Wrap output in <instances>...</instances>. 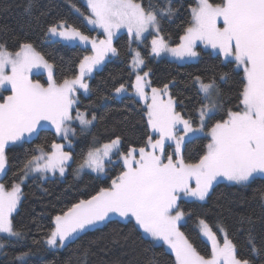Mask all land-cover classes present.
<instances>
[{"label":"snow or ice","instance_id":"snow-or-ice-1","mask_svg":"<svg viewBox=\"0 0 264 264\" xmlns=\"http://www.w3.org/2000/svg\"><path fill=\"white\" fill-rule=\"evenodd\" d=\"M84 3L90 10L86 22L102 29L105 39L85 35L64 20L47 28L51 37L78 41L91 48V55L83 56L78 75L72 79L57 83L52 77L53 65L31 43L19 44L18 50L10 51L6 42H0V89L10 86L11 90L10 95L0 97V178L6 175V148L10 144L30 139L49 125L70 144L69 134L75 135V130L68 125L79 121L84 130L93 125L97 119L95 114L89 118L87 111L76 107L77 89L89 93L86 77L90 78L110 54H118L113 37L121 28H126L136 40H142L152 29L155 36L150 44L155 56L168 53L181 60L197 57V43L202 42L216 49L226 60L231 58L229 62L234 61L244 75L238 96L242 110H229L227 119L216 121L208 133L210 140L205 154L195 163L186 162L182 154L185 138L203 132L206 119H210L218 107L216 78L210 77L205 82L200 76L194 77L198 92L207 101L198 108L199 126L194 127L190 119L176 111V101L169 94L168 84L163 88L151 87L149 95L146 91L150 86L149 73L139 74L145 60L135 51L131 59L134 83L128 86L121 83L113 89V95L128 94L131 87V94L145 102L147 124L158 138L149 135L145 147H130L123 154L119 151L120 136L100 147L90 148L77 166L78 174L85 168L104 172L106 161L111 160L114 152L123 161V170L111 180L110 186L100 188L89 199H81L57 214L44 243L61 248L97 225L110 222L113 216L134 217L153 242L162 241L174 252L175 264H255V257L264 259V238L258 245L253 229H249L247 239L253 258H240L227 230L216 225L222 234L221 243L217 231L204 219L198 220L199 231L210 242L211 254L208 258L201 255L180 231L185 213L178 205L182 196L204 201L214 183L221 179L247 185L257 176L264 177V0H221L220 3L196 0V6L190 8L191 24L175 47H170L160 34V20L178 11L172 0H163L162 7L152 4L145 7L136 0H84ZM73 8L80 13L75 5ZM34 68L47 70L46 87L30 78ZM166 141L174 142L175 159L173 154L165 152ZM36 151L38 154L24 163L19 183H13L10 190L0 183V234H7L9 239L22 237L13 225V213L22 195L20 184L33 173L47 176L58 172L63 176L73 160L72 154L64 151L63 144H51L50 152L40 146ZM241 222L253 224L249 217H241ZM4 246L0 243V249ZM29 254L22 252L16 259L26 264Z\"/></svg>","mask_w":264,"mask_h":264},{"label":"trees","instance_id":"trees-1","mask_svg":"<svg viewBox=\"0 0 264 264\" xmlns=\"http://www.w3.org/2000/svg\"><path fill=\"white\" fill-rule=\"evenodd\" d=\"M136 1L145 7L149 4L163 6V0ZM210 2L220 3L221 0ZM72 5L77 6L85 15L89 14V9L82 0H0V42H6L10 51L18 50L19 44L31 43L53 65L54 80L57 83L74 78L78 74L80 60L91 49L80 44L49 40L47 28L64 20L92 38L102 35L89 27ZM172 5L178 11L169 18L161 19L160 29L169 43L177 45L185 28L191 24L190 8L196 6V0H172ZM147 43L149 44L148 41ZM114 46L118 54L104 62L86 80L89 93L85 94L79 88L76 93V106L87 111L90 118L94 113L97 119L88 131L76 127L73 160L65 175L38 174L24 181L22 197L13 213L14 228L22 233V237L10 240L5 245L0 254V264H21L16 257L22 252L30 253L26 264H149L150 261H155V264H175V254L164 243L153 242L139 228L135 219L112 218L110 222L97 225L74 241L67 242L61 249H51L44 243L46 234L54 227V217L57 214L66 211L81 199H89L100 188L110 186L111 180L123 170L121 161H112L107 162L102 176L89 171L78 175L77 166L90 148L100 147L115 136H120L119 151L123 154L130 147H145L149 135L153 139L157 138L147 124V108L142 101L131 93L121 97L113 95L115 87L121 83L131 85L135 79L131 70L133 53L130 36L120 33L115 38ZM199 51L200 57L196 61L178 63L169 59L156 60L151 55L149 45L142 47L144 69L149 72L151 85L163 88L168 84L170 95L176 101V110L194 124H199L198 108L207 102L198 92L193 82L194 77L200 76L205 82L210 77L216 78L220 107L207 119L208 129L216 121L226 119L229 110H242L238 96L244 75L234 61L225 60L222 54L202 47H199ZM221 76L224 78L221 79ZM34 78L41 80L44 85L48 84L43 74L34 75ZM128 89L132 92L131 87ZM5 93L10 94V91ZM56 141V133L43 128L31 140L7 147V170L0 182L11 187L19 181L18 176L26 160L38 154L37 147L50 152L51 144ZM208 143L207 136H195L187 140L183 148L185 161H198L205 154ZM117 156L116 153L115 157ZM242 209L264 213V177L258 176L247 185L220 181L213 187L205 202H186L184 210L188 218L181 225L183 233L196 250L208 258L211 246L203 239L196 221L205 219L215 231L217 224L222 225L229 238L237 245V255L251 259L253 257L247 245L249 231L241 222ZM255 264H260L259 256L255 257Z\"/></svg>","mask_w":264,"mask_h":264},{"label":"rangeland","instance_id":"rangeland-1","mask_svg":"<svg viewBox=\"0 0 264 264\" xmlns=\"http://www.w3.org/2000/svg\"><path fill=\"white\" fill-rule=\"evenodd\" d=\"M83 2H84V0H82ZM136 2H138V1H136ZM138 3H140V2H138ZM85 4V3H84ZM72 8H73V5H72ZM75 8H78L77 6H75ZM74 9V8H73ZM79 9V8H78ZM80 10V9H79ZM74 11H75V9H74ZM90 11V10H89ZM76 12V11H75ZM77 13V12H76ZM80 13H82V11L80 10ZM80 13H77V14H79V15H81ZM81 16H83V18H84V20H85V22H86V19H85V17L87 16V15H85L84 13H83V15H81ZM86 24L89 26V27H91V28H93V29H96L97 30V32L99 33V34H101L102 36H99V37H95V39H97V40H101V39H105V33L103 32V30L102 29H100L98 26H95V25H90V24H88L87 22H86ZM220 26L222 27L223 26V24H222V21H221V23H220ZM120 33H127L128 34V32H127V29L126 28H121L119 31H117V33L114 35V37H113V46H114V43H115V38H116V36L117 35H119ZM160 34L162 35V32H161V29H160ZM129 35V34H128ZM130 36V35H129ZM154 36H155V32L152 30V29H149V31L147 32V33H145L144 34V38L142 39V40H136L135 39V37L134 36H130V39H131V43H132V47H131V49H132V53H133V55H134V52L135 51H139L140 53H141V56H142V58H143V54H142V47H145L146 45H149V49H150V52H151V44H150V42H151V40L154 38ZM163 36V35H162ZM164 37V36H163ZM49 40H59V41H63V42H66V43H71V44H80V45H82V46H84L83 44H81L80 42H78V41H65V40H63V39H61V38H58V37H51L50 35H49ZM166 40V39H165ZM147 41L149 42V44L147 43ZM166 42L169 44V46L170 47H175L176 45H172L171 43H169L167 40H166ZM85 47H89L90 48V46H85ZM115 47V46H114ZM199 47H202L204 50H209V51H212L213 53H219L216 49H212L210 46H205L202 42H198L197 43V47H196V51L199 53V55L197 56V57H192V58H185V59H183V60H181V59H179V58H176V57H174V56H172L171 54H168V53H162L160 56H155L154 54H152L151 53V55H152V57L153 58H155L156 60H160V59H169V60H172V61H175V62H178V63H185V62H192V61H196L199 57H200V51H199ZM91 49V48H90ZM221 54V53H220ZM87 55H91V52L89 53V54H87ZM112 57H114V56H111V54L109 55V57L108 58H106L105 59V61L104 62H106L108 59H110V58H112ZM144 59V58H143ZM225 59V58H224ZM46 60V59H45ZM226 60V59H225ZM229 60H231V58H229ZM103 62V63H104ZM49 63V62H48ZM236 64V63H235ZM102 65V64H101ZM101 65H99L94 71H93V73L91 74V76L94 74V72L101 66ZM236 67H237V65H236ZM238 69H241V68H239V67H237ZM242 70V69H241ZM143 72H148L147 70H145L144 69V66L142 67V70L140 71V73L139 74H141V75H143ZM149 73V72H148ZM39 74H43L44 75V77H45V79L47 80V82H48V72H47V70L46 69H44V68H34V69H32V72H31V74H30V78L35 82V81H39L41 84H43V82L41 81V80H38V79H36V78H34V75H39ZM78 75V74H77ZM52 77H53V79H54V67H53V71H52ZM72 79V78H71ZM148 79H149V81H150V76H148ZM86 80H88V78L86 77ZM135 80V79H134ZM44 85V84H43ZM216 85H217V83H216ZM47 85H45V87H46ZM151 87H153L152 85H151V83H150V86H149V88H147L146 89V91H148V93H149V95H151V92H150V88ZM156 88V87H155ZM5 91H10V94H11V90H10V86H5V88L4 89H1V92H0V97L1 96H4V97H6V96H8V95H10V94H6L5 93ZM129 93H132V92H130V90L128 89V94ZM169 94H170V91H169ZM123 95H126V94H123ZM123 95H119L118 97H121V96H123ZM117 96V95H116ZM137 99H139L140 101H142L143 103H144V105H145V107H146V104H145V102L143 101V100H141L139 97H136ZM0 102H2L1 100H0ZM148 103H151V101L149 100L148 101ZM216 103H217V105H218V107H217V109L212 113V114H214L215 112H217V110L219 109V104H220V94H219V90H218V87H217V93H216ZM77 107V106H76ZM147 108V107H146ZM80 111H83V110H81L80 109ZM177 111V110H176ZM178 112V111H177ZM180 113V112H179ZM211 114V115H212ZM73 115H75V109H74V111H73ZM90 118V117H89ZM187 119V118H186ZM227 119V118H226ZM206 121H207V119H206ZM206 121H205V127H204V131L203 132H198V133H196L194 136L192 135V134H189V137H186L185 138V141H184V144H185V142L187 141V140H189V139H191V138H193V137H195V136H207L208 138H209V140H210V137H209V135H208V133H209V131H210V128H208L207 129V127H206ZM192 122V121H191ZM93 124H94V122H93ZM192 124H193V126L194 127H198L199 126V124H194L193 122H192ZM71 129H74L75 130V135H72L71 133L69 134V137H68V140H70L71 141V143L69 144L65 139H63L61 136H59V135H57L56 134V136H57V141L55 142V143H58V144H63L64 145V151H66V152H70L71 154H72V149H73V144H74V140H75V136H76V127L78 126V127H80V129L81 130H83V131H88L90 128H91V126L90 127H88L86 130H84L83 128H82V126L79 124V121H73L70 125H68ZM45 128H47V129H51V130H53L54 132H55V130H54V127L53 126H51V125H49L48 127H45ZM40 131V130H39ZM154 134V133H153ZM179 134V133H178ZM36 135H34L33 137H31L30 139H25V140H23V141H18V142H16L15 144H10L9 146H13V145H19V144H21V143H23L24 141H26V140H31L32 138H34ZM158 138V137H157ZM184 144L182 145V154H183V148H184ZM8 146V147H9ZM121 146V145H120ZM168 146H169V149H168ZM174 148H175V144H174V142H172V141H166L165 142V152L166 153H168V154H173V156H174V159L176 158L175 157V154H174ZM7 149V148H6ZM120 150V149H119ZM115 154H116V152H114L113 153V155H112V157H111V160L110 161H106V165H105V170H106V168H107V162H117V161H121L122 163H123V161L121 160V159H119V157L117 156V157H115ZM71 162L72 161H70L69 162V165L71 164ZM6 170H7V165H6ZM67 170H68V167L66 168V171H65V173H64V175L66 174V172H67ZM86 171H89V172H94V171H92L91 169H87V168H85L83 171H81V172H79V174L78 175H82L84 172H86ZM94 173H96V174H99V175H104L105 174V171L104 172H101V173H97V172H94ZM39 173H33V174H29V176H28V178H30V177H32V176H35V175H38ZM55 175H58V176H61V175H59V173L57 172ZM258 177V176H257ZM27 178V179H28ZM27 179H25L24 181H26ZM0 181H1V178H0ZM24 181H23V183H24ZM220 181H224L223 179H221V180H219L218 182H220ZM20 182V180L19 181H17V182H15V183H19ZM218 182H216V183H214V185H213V187L218 183ZM0 183H2V182H0ZM23 183H21L20 184V187L22 188V184ZM193 186H194V183H193ZM5 188L7 189V190H10L11 189V187H6L5 186ZM213 189V188H212ZM212 189H211V191H212ZM211 191L209 192V194L211 193ZM209 196V195H208ZM21 197H22V195H21ZM208 199V197L204 200V201H200V202H205L206 200ZM194 200H196V201H199V200H197V199H195V198H191V197H183L182 196V198L178 201V205H179V209L180 210H182L184 213H185V216H184V218H183V220L180 222V231H182L183 232V230H182V227H181V225L187 220V218H188V214L186 213V211L184 210V204L186 203V202H188V201H194ZM241 217H249V218H251V220L253 221V224L252 225H249L247 222H242L243 223V226H244V228L247 230V231H249V229L251 228V229H253V231H254V233L256 234V236H257V239H258V241H257V244L259 245V243H260V240L262 239V238H264V213L263 212H260V211H256V210H249V209H242V211H241ZM112 218H117V219H121V220H129V219H134V217H128V218H121V217H119V216H113ZM199 220V219H198ZM198 220L196 221V225L198 226V228H199V225H198ZM205 220V219H204ZM206 221V220H205ZM207 222V221H206ZM208 223V222H207ZM209 224V223H208ZM210 225V224H209ZM214 230V229H213ZM215 231V230H214ZM146 234V233H145ZM147 235V234H146ZM202 235V234H201ZM148 236V235H147ZM217 236H218V238H220L221 239V243L223 242L222 241V234H221V232H217ZM150 237V236H149ZM203 237V236H202ZM15 238H12V239H9L8 237H7V234H0V243H3L4 245H6L10 240H14ZM203 239L210 245V242H208L207 240H206V238H204L203 237ZM157 242H159V243H163L162 241H157ZM67 243V242H66ZM166 245V244H165ZM167 246V245H166ZM5 247V246H4ZM168 247V246H167ZM49 248H51V249H61V248H63V247H61V248H52V247H49ZM3 249L4 248H2V249H0V254L2 253V251H3ZM171 250V249H170ZM174 253V252H173ZM260 264H264V259H262L261 257H260Z\"/></svg>","mask_w":264,"mask_h":264}]
</instances>
